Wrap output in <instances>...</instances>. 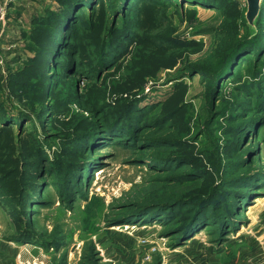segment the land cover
<instances>
[{
    "label": "rangeland",
    "instance_id": "374dc122",
    "mask_svg": "<svg viewBox=\"0 0 264 264\" xmlns=\"http://www.w3.org/2000/svg\"><path fill=\"white\" fill-rule=\"evenodd\" d=\"M39 1L0 35V264H264V11L86 0L52 51Z\"/></svg>",
    "mask_w": 264,
    "mask_h": 264
},
{
    "label": "trees",
    "instance_id": "16d2710c",
    "mask_svg": "<svg viewBox=\"0 0 264 264\" xmlns=\"http://www.w3.org/2000/svg\"><path fill=\"white\" fill-rule=\"evenodd\" d=\"M59 8L57 9L56 12L51 11L48 12L47 15L45 16L44 19H41L39 22L40 24L43 25V27L41 28V30L43 32V38L45 39V41H48V45L50 47V49L53 51L57 50L59 48V46L61 44H63L64 40H66V35L67 33H64L65 31L68 30L69 27V23L72 22L73 16L75 15L74 13V8L77 7V5L79 4H84L86 2V0H56ZM203 4V3H201ZM76 11V10H75ZM264 11V1L261 7V12ZM260 12V14H261ZM39 19V18H38ZM38 19H36V23L38 21ZM38 24V23H37ZM37 26V25H35ZM49 28V29H47ZM240 47L241 45H234V48L232 49V56H228V58H232L234 55L238 54V52L240 51ZM109 53V52H107ZM105 54V53H103ZM225 60V59H224ZM225 60V61H227ZM224 73V72H223ZM246 124V123H245ZM242 124L240 127H238L240 130V132H243L244 128H246L247 124ZM113 126V125H112ZM115 130V127H110L109 128V132ZM89 132V136H91L90 134L95 133V130H90V128L88 129ZM86 132V133H88ZM84 137H80L81 140H88ZM105 137L104 136H100V137H92L89 139L88 144L89 145H94V144H99L101 143V140H104ZM90 163H84V164H79V172H84L87 169V166ZM76 180V179H75ZM243 179H240L239 181H242ZM74 181V177L71 176L70 177V182ZM246 181H243V185L242 186H246ZM247 187V186H246ZM249 190V189H248ZM247 191H239V190H235L234 192V196L236 195H240L241 197H246L248 195V193H246ZM35 194L30 193L28 195V198L30 199H34ZM233 196V195H232ZM191 199V198H189ZM191 204L193 207H191L192 211L190 212V214L186 217L185 221H184V227L182 229V232L185 234V236H190L192 233L197 232V230H199L200 228H202L203 226H205L206 224H208L209 222H216L215 217H220L216 214L215 210L213 212H211V214H209L210 212V206L212 203H210L211 201H204V200H194L191 199L190 200ZM213 202H215L216 204H218L219 202H221L220 198H214ZM175 206V205H172ZM171 206V207H172ZM228 213V212H226Z\"/></svg>",
    "mask_w": 264,
    "mask_h": 264
},
{
    "label": "water",
    "instance_id": "95a60500",
    "mask_svg": "<svg viewBox=\"0 0 264 264\" xmlns=\"http://www.w3.org/2000/svg\"><path fill=\"white\" fill-rule=\"evenodd\" d=\"M247 1V13L246 19L251 28H254L256 21L260 15L261 7L264 0H246Z\"/></svg>",
    "mask_w": 264,
    "mask_h": 264
},
{
    "label": "built area",
    "instance_id": "2783aa9c",
    "mask_svg": "<svg viewBox=\"0 0 264 264\" xmlns=\"http://www.w3.org/2000/svg\"><path fill=\"white\" fill-rule=\"evenodd\" d=\"M8 0H0V35L5 24Z\"/></svg>",
    "mask_w": 264,
    "mask_h": 264
},
{
    "label": "crops",
    "instance_id": "0c3cea01",
    "mask_svg": "<svg viewBox=\"0 0 264 264\" xmlns=\"http://www.w3.org/2000/svg\"><path fill=\"white\" fill-rule=\"evenodd\" d=\"M10 1V0H9ZM12 1H14V3L16 4V5H19V4H21V6L23 7V9H24V12L25 11H28L29 13L31 12V11H33L38 5H39V3H41V5H42V2L41 1H39V0H33V2L31 1L30 3H27V2H25V0H12ZM39 1V2H38ZM36 6L35 8L33 7V9L31 8V6ZM34 12V11H33ZM32 12V13H33Z\"/></svg>",
    "mask_w": 264,
    "mask_h": 264
},
{
    "label": "bare ground",
    "instance_id": "6f19581e",
    "mask_svg": "<svg viewBox=\"0 0 264 264\" xmlns=\"http://www.w3.org/2000/svg\"><path fill=\"white\" fill-rule=\"evenodd\" d=\"M99 171H100V170H99ZM101 174H102V173H100V175H101ZM116 229H117V230H119V229L129 230V229H132V228H131L130 225L125 224V225H123V226H118Z\"/></svg>",
    "mask_w": 264,
    "mask_h": 264
}]
</instances>
